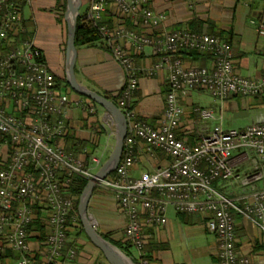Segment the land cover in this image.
Returning a JSON list of instances; mask_svg holds the SVG:
<instances>
[{"label": "built area", "instance_id": "obj_1", "mask_svg": "<svg viewBox=\"0 0 264 264\" xmlns=\"http://www.w3.org/2000/svg\"><path fill=\"white\" fill-rule=\"evenodd\" d=\"M21 9V0H0V50L6 49L0 54V253H18L14 264H50L63 256L67 223L77 219L76 198L68 190L72 179L91 180L101 159L92 157V165L87 166L59 144L69 131L71 100L27 34ZM112 9L122 19H132L134 26L104 23ZM81 15L92 22L98 41L125 73L118 98L128 121L124 153L115 174L100 180L97 188L111 191L126 216L125 235L136 250L135 264H151L143 228L166 224L170 207L207 217L208 230L219 240V264H250L248 258L238 256L235 218L244 217L264 232V123L225 129L222 112L196 108L203 120L217 121L213 129L203 133L196 145L180 139L177 131L184 113L180 97L191 90L207 91L222 102L231 96L259 97L264 96V76L253 79L238 74L231 43L220 36L163 29L166 16L153 10L149 0H89ZM252 23L264 35V16ZM147 46L161 57L151 74L165 67L169 70L166 106L158 125L140 119L134 107L139 77L131 49L140 52ZM182 50L207 54L212 66L185 67L177 55ZM87 103L76 102L93 113V104ZM106 123L116 127L113 121ZM139 141L152 156L158 151L170 156L171 164L132 177ZM251 153L260 162L242 176L238 166L251 160ZM224 181L237 183L240 194L228 196L220 191L217 185ZM39 204L47 211L44 261L35 257L30 245L29 227L38 219L35 206Z\"/></svg>", "mask_w": 264, "mask_h": 264}, {"label": "crops", "instance_id": "obj_2", "mask_svg": "<svg viewBox=\"0 0 264 264\" xmlns=\"http://www.w3.org/2000/svg\"><path fill=\"white\" fill-rule=\"evenodd\" d=\"M48 1L52 0H41L39 3L49 6ZM87 2L89 4V0ZM21 3L23 26L27 34L31 35L41 49L56 77L62 81L67 80L68 36L65 38V43H62L57 36L56 23L59 21V16L37 14L33 0L30 3L21 0ZM149 4L153 10L166 16L163 29L171 32L190 30L220 36L231 43L234 66L238 74L253 79L264 76V35L259 34L256 25L252 23L264 16V0H149ZM122 18V15L114 9L105 16V19L111 20L115 26L122 23L127 27L134 26L132 19ZM140 30L146 32L145 29L140 28ZM77 49L75 72L78 82L105 97L118 95L125 85L126 78L123 69L111 53L99 41L92 45L79 46ZM131 50L139 77L135 111L140 119L158 125L165 111L169 70L165 67L151 74L154 64L161 58L152 46H147L140 52L133 48ZM5 52L6 49L0 50L1 55ZM180 58L185 67H210L213 63L212 58L207 54L184 55ZM197 92L206 91L194 89L180 97L184 113L177 134L190 145H196L202 134L212 130L217 124V121L203 120L195 111L196 108H210L218 113L222 112L223 125L228 111L238 118L239 113L249 111L252 106L251 101L246 98L239 100L238 96H231L223 102L210 98L204 103L206 106H201L197 104L200 96ZM67 93L71 100L67 116L69 133L73 138L89 143L92 149L88 150L94 151L92 156L101 159V165L95 170L97 171L109 159L115 147L116 127L111 128L106 123V110L103 107L98 109L97 105L83 96L72 95L69 89ZM261 98L264 100V96ZM82 100L88 102L87 104H93L98 118L91 116L86 106L76 104L77 101ZM248 114L249 112L244 113L241 117ZM101 130L105 133L99 134ZM250 157L251 160L238 166L239 173L253 170L255 162H260L256 154L251 153ZM80 158L84 160L83 156ZM171 162L172 158L161 151L152 156L146 145L139 141L135 146V165L130 173L132 177L137 178L144 171H154L169 166ZM90 165L92 162H89ZM233 183L235 182L226 184L224 188L233 190ZM262 186L263 184H259V187ZM231 193L233 194L234 191ZM42 206L43 204H39V215H37L40 224L31 231L30 245L35 257L44 261L47 249L46 237L43 239L42 236L46 232L43 220L47 217V211ZM88 212L97 232L118 248L117 244H119L121 246L119 249L135 263L136 254L129 255L127 252L133 249L125 235L127 218L114 194L106 189L96 188ZM166 217V224H145L143 228L145 251L151 264H219V240L216 234L208 230L205 215L178 213L170 207ZM235 220L238 256L248 258L250 264H264V232L244 217L236 216ZM77 233L78 229L74 227L69 229L64 255L57 260V264H110L86 234ZM70 251H75V255L71 257ZM15 262L16 259L13 258L9 264Z\"/></svg>", "mask_w": 264, "mask_h": 264}, {"label": "water", "instance_id": "obj_3", "mask_svg": "<svg viewBox=\"0 0 264 264\" xmlns=\"http://www.w3.org/2000/svg\"><path fill=\"white\" fill-rule=\"evenodd\" d=\"M81 7L82 0H67V9L65 13V20L68 26L67 82L74 92L83 97H87L106 110V120L113 121L116 125V144L109 159L101 166L97 173H95L94 177L88 181L80 197L78 214L86 236L103 253L110 264H135L121 249L107 241L97 232L92 217L88 212L89 203L97 187V183L115 172L122 160L125 140L128 135V121L117 104L107 97L81 85L77 80L75 72V65L78 57L76 33L78 18L81 15ZM239 114L238 116L241 117L244 113L241 112Z\"/></svg>", "mask_w": 264, "mask_h": 264}, {"label": "trees", "instance_id": "obj_4", "mask_svg": "<svg viewBox=\"0 0 264 264\" xmlns=\"http://www.w3.org/2000/svg\"><path fill=\"white\" fill-rule=\"evenodd\" d=\"M67 5V0H65L64 5H63V9L66 8ZM22 11V9H21ZM106 16V15H105ZM104 23H108L109 25H113L111 20H106L105 17L103 19ZM99 39L98 36V32L96 30V28L94 27V25L92 24L91 21L85 19V17L83 15H80L78 18V22H77V33H76V46H85V45H92L95 42H97ZM8 44V43H6ZM203 53L196 51V50H182L180 52L177 53V55L179 56H184V55H201ZM59 84H64L66 86V89H70V85L67 82V80L64 79V81H62V79L57 78ZM120 94V93H119ZM109 95L107 98L112 100L115 104L118 105V98L120 95ZM87 100V97H84ZM91 101V100H90ZM94 105H97L95 102L91 101ZM91 116H96L98 118V113L97 112H93L90 113ZM105 133L104 130H101V132L99 134H103ZM70 141V143H69ZM59 144L63 145V147H65V149L69 152H72L76 157L80 158L81 156L84 157V162L85 164L88 166L89 162H91L92 159V154L94 151H89V143H87L84 140H78L76 138H73L71 136V134L69 133V131L67 132V134L65 135V137L63 139H59ZM91 147V146H90ZM93 148H96V146H93ZM88 150V151H87ZM115 172H113L111 174L114 175ZM88 184V180L79 176H74L71 182V185L69 186V194L71 196H74L76 198L75 200V207H76V213H77V219L76 221H72L71 219H69L68 221V226L74 227L76 229H78V233L79 235H85V231L83 228V225L81 223L79 214H78V206H79V201H80V197L84 191V189L86 188ZM36 209V213L39 215V207L36 205L35 206ZM40 224V218L37 219V221L32 224L29 227V231L31 232L32 230L35 229L36 226H38ZM44 235L42 236L43 239L45 238V233H43ZM67 236H69V231L67 233ZM129 243V242H128ZM117 246H119V248L121 247L119 244H117ZM64 255V252H63ZM20 257V255L16 252H8V251H3L0 253V264H9V261L11 259H16L18 260ZM147 258L150 261V258L147 256ZM60 260V259H59ZM151 262V261H150ZM50 264H57V262H51Z\"/></svg>", "mask_w": 264, "mask_h": 264}, {"label": "rangeland", "instance_id": "obj_5", "mask_svg": "<svg viewBox=\"0 0 264 264\" xmlns=\"http://www.w3.org/2000/svg\"><path fill=\"white\" fill-rule=\"evenodd\" d=\"M39 1L41 0H33L34 3V8L37 12V14H48V15H55L56 17L59 16V21H57L56 23V32H57V36L58 38L61 39V42L65 43V38L66 36H68V26H67V22L65 20V13H66V9H67V5L66 8L63 9V5L65 0H52V1H48L47 4L49 6H45L42 5L41 3H39ZM88 0H83V4L81 7V10L84 11L87 7V2ZM51 6V7H50ZM68 42V39H67ZM69 92L72 95H76L77 93L72 91L71 89H69ZM194 92V91H193ZM197 94H199V105L201 106H206L204 105V103H206V101L208 99H215L209 92H200ZM260 97V98H259ZM259 97H244V96H238L239 100L242 99H248L249 101H251L252 106L251 109L249 111H245L244 113H248V115H246L245 117H238L236 118L235 115L233 113H231L230 111H228L225 114V119L223 122V126L225 129H233V128H243L246 126H249L251 124H256V123H264V100L263 98H261L262 96ZM198 99V98H197ZM90 101V100H88ZM219 101V100H218ZM97 108L101 109V106L97 104ZM103 143V141H102ZM90 149H92L91 147H89ZM238 151H234V154H237ZM98 171V170H97ZM97 171H95V173H97ZM242 176H244L246 174L245 171H242L240 173ZM231 181H224L222 182L218 188L220 191H222L224 194L228 195V196H232L233 194H240V189L241 187L238 186L237 183H233V190H226L224 187L226 184L230 183ZM97 188V187H96ZM234 191V193L232 194L231 192ZM129 255H135L136 254V250L133 248L129 251Z\"/></svg>", "mask_w": 264, "mask_h": 264}, {"label": "bare ground", "instance_id": "obj_6", "mask_svg": "<svg viewBox=\"0 0 264 264\" xmlns=\"http://www.w3.org/2000/svg\"><path fill=\"white\" fill-rule=\"evenodd\" d=\"M71 17H72V15H71Z\"/></svg>", "mask_w": 264, "mask_h": 264}]
</instances>
